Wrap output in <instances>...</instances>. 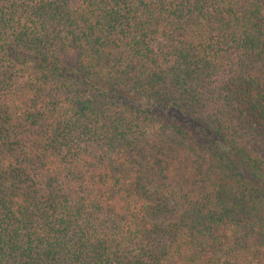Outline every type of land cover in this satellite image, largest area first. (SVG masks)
<instances>
[{
    "label": "trees",
    "instance_id": "16d2710c",
    "mask_svg": "<svg viewBox=\"0 0 264 264\" xmlns=\"http://www.w3.org/2000/svg\"><path fill=\"white\" fill-rule=\"evenodd\" d=\"M0 264H264V0H0Z\"/></svg>",
    "mask_w": 264,
    "mask_h": 264
}]
</instances>
